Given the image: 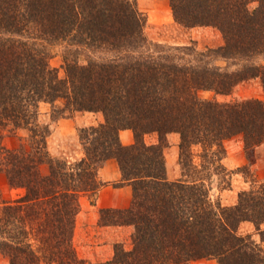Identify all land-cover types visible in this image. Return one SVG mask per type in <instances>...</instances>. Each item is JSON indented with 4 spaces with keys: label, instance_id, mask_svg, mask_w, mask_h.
<instances>
[{
    "label": "trees",
    "instance_id": "1",
    "mask_svg": "<svg viewBox=\"0 0 264 264\" xmlns=\"http://www.w3.org/2000/svg\"><path fill=\"white\" fill-rule=\"evenodd\" d=\"M169 1L178 25L215 28L223 45L150 41L138 0H0V138H19L17 147L1 146L0 173L24 190L0 204V255L8 264H92L74 246L76 220L83 196L95 203L99 171L111 159L133 199L126 209H102L100 223L134 232L132 247L116 244L103 264H264V183L241 191L232 206L211 195L215 174L232 172L223 163L228 140L240 137L250 160L264 144V99L201 97L231 95L254 80L264 91V0ZM63 46L61 78L50 62ZM43 102L54 121L103 114L102 124L79 130L83 158L70 163L50 153ZM124 130L133 144L122 143ZM150 134L157 143L146 142ZM173 134L179 180H170L165 156ZM246 222L260 243L241 232Z\"/></svg>",
    "mask_w": 264,
    "mask_h": 264
},
{
    "label": "rangeland",
    "instance_id": "2",
    "mask_svg": "<svg viewBox=\"0 0 264 264\" xmlns=\"http://www.w3.org/2000/svg\"><path fill=\"white\" fill-rule=\"evenodd\" d=\"M137 5L140 11L144 14V16L147 19V24L145 29L146 35L150 41L156 44H162L166 46H186V45L196 44L199 50H204L206 48L219 47L224 43V39L221 32L215 28L197 27L192 29H186L178 25L174 20L169 0H138ZM256 6H257L256 4L251 5L252 8H255ZM65 49H66L65 46L54 49L52 59L50 62L51 67L59 70V75L61 78L65 77V68H64V59H63L64 56L63 52H65ZM85 59H86V54L84 52L83 55L81 56V61L84 62ZM201 97L204 99H213L220 102H233L238 100H247L254 98L264 99V91L261 83L258 80H254L238 85L231 95L221 96V95H216L213 92H202ZM39 110H40V115H39L40 123L43 125H49L52 130V134L48 139V148L50 153L54 157L65 159L70 163H73L84 157L83 146L79 138V130L81 128L99 126L104 122V116L102 113H97V114L76 113L72 117L61 118L57 121H54V119L52 118L51 104L44 102L40 104ZM24 134L25 133L22 132L21 136H24ZM153 136H156V142L154 143L158 142L157 135L150 134L145 137V140L148 144H153L150 142ZM177 136H178L177 134H173L169 136V146L165 149V156L167 154L168 159H169V155L174 156L173 155L174 146L177 147L178 149L177 152L179 156L178 144L180 139L179 136L178 137ZM239 138L240 137L230 139L225 143L226 151H227L226 157L228 156L229 148H232L235 145L237 146V144H235L237 141L242 142V139ZM229 141H233L232 143L234 144L232 145V143H229ZM18 144H19L18 137H6L5 139L0 138V149L2 145H6L8 148H13V147H17ZM263 146L264 144L259 146L254 151L251 160L249 159V156L244 148V156L248 160V163L245 166H248V168L242 172H239L240 168H237L235 170L228 168L225 165L226 158L224 159L223 163L225 167L232 172L231 174H228V172L215 174L216 176L212 180V190H211L212 198L215 201L219 200L224 206H232V205H227V200L231 198V195L233 196L231 192L234 190L236 202L233 205H236L238 202L239 193L241 191L243 190L248 191L251 189L257 190L258 188L260 189L261 185L264 183V177H260V174H258V172L255 171L254 166L255 164H257V160L260 158L261 164L264 167V149H262V151H257L259 150V148ZM168 159L166 158V161ZM196 162H199V159H197ZM178 166L180 169V174L179 177H177L174 180H179L182 178V170L179 164V159H178ZM244 182L247 183L248 185H244ZM238 185L245 187L243 190L241 189L239 191H236L237 193H235V190H237ZM23 193H24L23 189H12L8 184L6 176L3 173H0V204L6 201L7 202L13 201ZM89 199L91 198L89 197ZM261 228L262 230H264V224L261 225ZM133 232H134V228L132 233ZM241 232L244 235L252 234L257 242L259 243L261 242L260 234L257 232L253 224L249 222L244 223L241 226ZM132 233L124 243H121L124 244L127 249H130L132 247V240H131ZM78 241L79 240L75 241V234H74V246L80 258L90 261L92 264H103L105 262L110 261V260L98 261V260L82 257L83 254L81 252V249L78 250V248L81 246V244ZM261 244L264 248V243L261 242ZM0 264H8V261L1 255H0ZM191 264H219V263L216 259H202V260L192 261Z\"/></svg>",
    "mask_w": 264,
    "mask_h": 264
},
{
    "label": "crops",
    "instance_id": "3",
    "mask_svg": "<svg viewBox=\"0 0 264 264\" xmlns=\"http://www.w3.org/2000/svg\"><path fill=\"white\" fill-rule=\"evenodd\" d=\"M176 136V135H175ZM178 137V136H177ZM121 139L125 145L134 143V136L130 130L121 132ZM148 139V138H147ZM238 139V138H237ZM240 139V138H239ZM151 143L156 142V136L151 138ZM233 141H229L232 143ZM234 143H232L233 145ZM229 148L228 156L225 159V165L235 170L247 165L248 160L244 156V146L241 141H237ZM231 147V146H230ZM264 146L257 151H262ZM173 155L166 154L168 176L170 180L179 177L180 169L178 166V149L173 147ZM255 171L264 177V167L260 158L255 164ZM175 172V174H174ZM99 179L104 185L99 190L95 203L88 196L81 198L82 209L77 216L75 227V241L81 246L82 257L98 261L111 260L115 254V245L124 243L133 231L132 226H103L100 224V211L102 209H126L129 208L133 199L132 187L128 184H121L122 173L118 162L115 159L109 160L99 171ZM244 185H248L244 182ZM245 186L238 185L237 190H243ZM231 198L227 200V205H233L236 202L234 190L231 192ZM92 243V245H91Z\"/></svg>",
    "mask_w": 264,
    "mask_h": 264
}]
</instances>
